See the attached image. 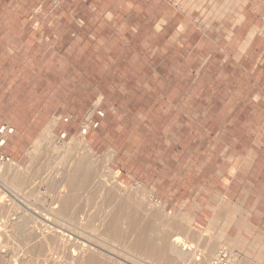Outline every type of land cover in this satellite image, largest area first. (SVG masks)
I'll use <instances>...</instances> for the list:
<instances>
[{"label": "rangeland", "instance_id": "374dc122", "mask_svg": "<svg viewBox=\"0 0 264 264\" xmlns=\"http://www.w3.org/2000/svg\"><path fill=\"white\" fill-rule=\"evenodd\" d=\"M93 105L105 117L83 136ZM6 122L7 257L187 264L182 241L189 264H264V0H0Z\"/></svg>", "mask_w": 264, "mask_h": 264}, {"label": "bare ground", "instance_id": "6f19581e", "mask_svg": "<svg viewBox=\"0 0 264 264\" xmlns=\"http://www.w3.org/2000/svg\"><path fill=\"white\" fill-rule=\"evenodd\" d=\"M58 120H59V118L57 117V118H53L46 126H45V128L42 130V132H41V134L37 137V139H36V141H35V143H34V146H36V145H38V144H40V143H42V142H45V141H51V140H53V137H54V128H55V126L57 125V123H58ZM81 145H82V147L83 148H85V149H87V150H89L90 152H92V154H93V152H94V150H93V148L91 147V144L87 141V139H83V141H82V143H81ZM70 159V158H69ZM18 167V165L17 166H15L14 165V163H4V164H0V187L2 188V189H4L5 191L6 190H8V188H10V190L11 191H13L14 189L13 188H11V187H9V185H8V183H6V181H8V175L11 173V171H14V169L15 168H17ZM20 170V169H19ZM18 171V170H17ZM20 172V171H19ZM54 172V171H53ZM64 172V171H63ZM53 174V173H52ZM62 174V173H61ZM73 174V173H72ZM76 174H78L77 172H76ZM14 175H15V173H14ZM65 175V174H64ZM66 176V175H65ZM64 176V177H65ZM74 177V176H73ZM73 177H72V181H75L74 179H73ZM66 178H68V177H65V180L63 179V181H65V183L67 182L66 180ZM74 178H76V177H74ZM71 179V178H70ZM77 179V178H76ZM77 181V180H76ZM75 181V183H79V182H76ZM70 183H68V185H69V187L71 186L70 184L72 183L71 181H69ZM74 182H73V186L74 187H78V186H75L74 184H75ZM10 184H11V182H10ZM68 185H67V187H68ZM76 185H78V184H76ZM79 186H82L81 185V183H80V185ZM4 192V191H3ZM67 199V198H66ZM67 201H69L68 199H67ZM78 204H80V203H78ZM77 204V205H78ZM83 204V203H82ZM81 205V204H80ZM85 205V204H84ZM79 207V206H78ZM85 207V206H84ZM83 208V207H82ZM30 209V208H29ZM28 209V210H29ZM32 210H34L33 208H32ZM109 209H107V211H108ZM82 211V210H81ZM35 212V211H34ZM107 212H105V214H106ZM26 214V213H25ZM32 214V213H31ZM104 213H103V215H105ZM108 215H109V213L107 214V217H108ZM99 219H101V218H99ZM107 219V218H106ZM81 220H85V218H83L82 217V219ZM101 221V220H100ZM102 221H103V219H102ZM98 223H100L99 222V220H98ZM102 223V222H101ZM107 223V222H106ZM56 225V224H55ZM102 225H104L103 223H102ZM102 225H100L101 226V228L103 227ZM107 225V224H106ZM57 227H59V225H56ZM105 226V225H104ZM97 227H99V226H97ZM105 227H107V226H105ZM17 228H18V230H21V226L20 225H18L17 226ZM100 228V229H101ZM54 229V228H53ZM55 229H56V227H55ZM107 229H108V227H107ZM106 229V230H107ZM103 230V229H102ZM55 231V230H54ZM69 231V230H68ZM105 233V232H104ZM107 233V232H106ZM75 234V233H74ZM73 235V234H72ZM80 236V235H79ZM108 236H109V234H108ZM83 237V236H82ZM87 237H89L88 235H87ZM72 238V237H71ZM81 238V237H80ZM74 239V238H73ZM89 242V243H91V240L89 241L87 238H84V241H81V244H79L80 246V249L84 252H86L87 251V249L85 248V246H88V244H86V242ZM236 243H237V241H236ZM240 243V242H239ZM4 247H2L1 249H0V261H1V263L0 264H23V263H27V261L25 260L26 258H27V255H28V246L25 244V247L22 249V250H20V251H23L21 254L23 255V257H22V259L20 260V258H18L16 255H13V256H11L10 258L9 257H7V255L5 254L6 253V250L4 251V249H3ZM7 248V247H6ZM5 248V249H6ZM78 248V247H77ZM193 248H196V246L195 247H193L192 245L191 246H187L186 244H184L182 241L180 242V243H178V242H176V244L172 247V252L174 253V254H176V255H178V256H180V258L184 261V262H186L187 264H189L194 258H193V256H195L196 257V251H197V249H193ZM103 249V248H102ZM30 250V249H29ZM89 250H92V247L89 249ZM105 250V249H104ZM103 250V251H104ZM191 251V254H189L188 252H186V251ZM78 251V250H77ZM100 251V250H99ZM105 251H107V250H105ZM222 251V250H221ZM209 252H207V254H208ZM220 253V252H219ZM232 254V253H231ZM216 257V259H217V256H215ZM32 258V257H31ZM30 258V259H31ZM202 258V257H201ZM84 259V258H83ZM215 259V258H214ZM28 260V259H27ZM87 261H85V264H94V263H92V261L91 260H93V259H86ZM196 261L197 260H200V257H196V259H195ZM213 259H212V256H211V253L210 254H208V255H206L205 256V258L203 259V261H202V263L203 264H215L213 261H212ZM232 260H233V256H232ZM231 260V261H232ZM26 261V262H25ZM29 261V260H28ZM100 261V260H99ZM201 261V260H200ZM216 261V260H215ZM230 261V262H231ZM127 262H129L128 260H127ZM194 262V261H193ZM126 263V262H125ZM134 263V262H133ZM200 264H201V262H199ZM231 263H233V262H231ZM230 263V264H231ZM28 264H29V262H28ZM32 264H34L33 262H32ZM71 264V263H70ZM82 264H84V261L82 262ZM96 264H103L102 262H99V263H96ZM136 264V263H135ZM193 264V263H192ZM229 264V263H228Z\"/></svg>", "mask_w": 264, "mask_h": 264}, {"label": "built area", "instance_id": "2783aa9c", "mask_svg": "<svg viewBox=\"0 0 264 264\" xmlns=\"http://www.w3.org/2000/svg\"><path fill=\"white\" fill-rule=\"evenodd\" d=\"M91 111L90 114H88L86 120L88 122V125H82L81 126V135L86 136L91 130H95L100 127L101 120L103 117H105L104 110L99 106H92V108L89 110ZM71 116H65L63 120L65 122L70 121ZM16 130L15 127L8 124L3 123L0 126V164L4 163H12V157L10 154L6 151L7 144L11 138L15 134ZM62 137H65L66 134L62 133ZM229 263V255L227 252H221L219 256L217 257L216 264H228ZM61 264H67V263H61Z\"/></svg>", "mask_w": 264, "mask_h": 264}, {"label": "crops", "instance_id": "0c3cea01", "mask_svg": "<svg viewBox=\"0 0 264 264\" xmlns=\"http://www.w3.org/2000/svg\"><path fill=\"white\" fill-rule=\"evenodd\" d=\"M50 122V121H49ZM48 122V123H49ZM7 123V122H6ZM47 123V124H48ZM3 123H1L0 124V126L2 125ZM8 124H10V125H12V126H14L13 124H11V123H8ZM46 124V125H47ZM45 125V126H46ZM45 126H44V128H45ZM15 127V126H14ZM15 130H17V128L15 127ZM43 130V129H42ZM13 137V136H12ZM257 202V204H259V205H264V198L262 197L261 199H259L258 201H255V203ZM261 216H264V213H262L261 214ZM61 229H65V228H63L62 226H59V227H57V230H60L61 231ZM117 230V228H116V226H111L110 228H108V232H110L111 234H115V231Z\"/></svg>", "mask_w": 264, "mask_h": 264}]
</instances>
